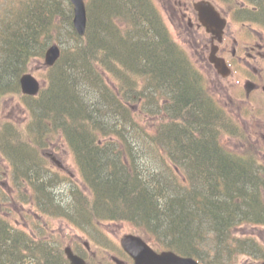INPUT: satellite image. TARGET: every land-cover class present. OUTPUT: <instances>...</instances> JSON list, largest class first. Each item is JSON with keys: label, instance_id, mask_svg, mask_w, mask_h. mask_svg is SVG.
I'll use <instances>...</instances> for the list:
<instances>
[{"label": "bare ground", "instance_id": "1", "mask_svg": "<svg viewBox=\"0 0 264 264\" xmlns=\"http://www.w3.org/2000/svg\"><path fill=\"white\" fill-rule=\"evenodd\" d=\"M71 2L80 6L76 0H70V2L67 0L62 1L63 6L60 8V12L67 18L73 15ZM140 2L144 8L140 7V9H136L139 13H137L133 8L127 15V17H129L136 26H140L141 23L147 21L149 14L143 1ZM105 3V7L100 4L93 9V11L96 12V16L94 21H92L89 30L90 38L93 39L91 42H82L79 40L80 38L77 30H75V37L78 40L64 37L61 41L63 55L59 61V66H57L54 70L56 75L54 79L55 87L51 90V93L44 96L46 100H49L50 96L55 99L59 98L56 100H58V107H60L58 109H61V112L57 110L55 113H49L47 110L50 109L49 106H46V108L43 105L37 107V113L40 118L45 117L53 122L49 123L48 121L43 124L45 126H42L40 129L32 132V134L36 136V141L39 143H41L44 137L48 134L49 131L47 127H50V125H56V123H61L64 113L69 115L67 111L68 107L63 105V107L67 109L63 110V103L76 104L78 107L76 116L79 119H83L82 114H85L87 120L91 121L92 119L97 121L115 119V122L119 120V105L113 102L110 94L103 96L104 93L97 88V85L99 84V72H97V67L99 68L98 65H100L98 59H101L103 52L109 50V53L113 54V56L118 59V61L115 60L111 66H114V68L120 71L127 70L123 61H137L145 55L144 50L138 43L142 38H144V35L141 30L137 31L136 28L131 29L128 34L121 32L118 28L116 20L114 19L118 10V4H116V1L113 2L112 0L109 2L106 1ZM105 12L108 14L107 18ZM111 14L113 18L109 19ZM50 18L51 17H47L46 20L48 21ZM23 20L28 21L29 24L32 25L29 14H26ZM44 23L47 22L44 21ZM110 33H112L114 37H117L118 35L130 34L128 44L124 45L118 39H111V37L108 36ZM96 36L98 37L97 39ZM32 44L33 42L30 40V42L26 43L24 48L26 47L27 50L32 46ZM41 49H34L33 52L37 54L38 52H41ZM170 49L171 48L167 46H159L149 52V58L152 63L149 62L148 64L146 63V65L151 69H155L157 77L160 78L157 80L156 77L153 76L151 92L149 90L147 91L151 94L154 93L153 95L162 96L165 93H172V90L175 87L174 78H172V76L171 78H168L160 71L163 68L164 62L168 63V54ZM9 50L12 51V56L14 57L13 59H17V64L21 62V59L19 58L26 54L25 50H18L16 48L14 50L7 49L6 53ZM27 52L28 55L31 53L29 51ZM17 64L12 65L13 68H2L0 65V82L2 84L5 82L9 83L16 78V75H14V69L17 68V70H19V66ZM108 65L107 66L110 67V62ZM177 89L175 90L177 92L180 91L181 95H186L188 92L184 86L177 87ZM132 93L136 94L134 92ZM101 97H104L108 104L101 105L97 101L95 104H99L100 107L94 110L90 105L92 102ZM68 98L70 101L67 100ZM176 100L178 102V98ZM180 101L182 102V99H180ZM190 101L198 107V102L193 101V99H190ZM178 107L180 109V105ZM187 115L188 116L184 114L178 119L180 122L178 123V126L175 127L177 130L181 129L182 131H189L194 125L202 124L205 126V122H200L198 120V116L194 113H189ZM175 122L177 121L175 120ZM142 124L143 130H145L146 134H148L150 126H148L145 120L142 121ZM66 125L70 126L68 123H66ZM222 126H224V124L215 121L214 119L212 121H208L206 123V127L203 129L201 128V132H198L200 135H202L203 132L205 133L204 135L206 138H202V142L195 143L190 147L179 150L177 154L174 153L175 158L181 161L188 171L192 172V176H187L185 174L183 177L179 176L174 171L175 169L170 167L167 161L154 159V157L150 156L146 150L134 149L132 156L124 160V158L122 159L120 154L118 156L114 150L106 152H102L100 150L98 151L95 147H92L88 143L87 139H84L80 132H72L71 130V138L76 139V137H78L82 144L81 148L83 147V149L86 150L89 149L92 152H99L97 154H88L89 165L86 166L85 172L88 181L91 183V191L94 190L95 195L99 197L98 202L93 206V208L100 213L107 214H112L113 211L119 209L122 210V213L123 210H126V212L128 210L132 213L140 211L144 213L145 211L153 210L156 214L152 217L151 221L157 223L162 221V219L172 218L174 219L175 226L180 225L181 228L185 229V224L182 221L188 220L189 224L193 227L195 226L199 233H202V231L206 232L202 215H200L198 210L200 203H204V198H209L210 200H216L219 198V201L221 202L228 200V202H232L230 203L233 207L232 211L238 212V214H241L239 216L244 219L251 218V214L248 215L245 213L248 212V208L240 205V203L249 204V201H252L255 203L258 211L261 210L259 198L260 193L255 181L256 177L254 172L250 168L246 167L244 159L238 157L237 155L235 156L229 151H224L222 146H220L221 133L224 131ZM174 130L175 129H173V131ZM210 132L211 135H209ZM196 133L197 131H193L184 139V141H190L195 138ZM198 137L199 135H197L196 138ZM146 139L149 140L150 137L147 135ZM129 145L133 147L135 146V142L133 141ZM146 146L148 145L146 144ZM66 147L73 149L69 142L66 144ZM97 157L99 159L101 158L100 162ZM18 162L32 165V159L26 156H22ZM111 162L116 163L115 168L111 166ZM31 172L38 180H47V176H44L43 172L38 170V168H32ZM173 173L181 182V184L177 185L178 189L174 188L172 185L174 182L170 176ZM250 176L252 178H250ZM174 181L176 182L175 178ZM62 182L63 181L55 179V181L52 182L54 184L53 188L56 190L57 186ZM48 187L52 190L51 185ZM147 187L148 189L145 192L144 188ZM164 192L168 196L165 200L167 202L172 201L174 204L177 203L183 195L181 200H183L184 208H178L175 205L170 204L171 206H168L170 209H168L165 208L164 203L162 206H158L155 200L152 201L153 198L157 197V195L155 196V193L162 194ZM206 192L209 193L205 194ZM121 193H123V195H121ZM128 196H132L133 200L129 203L127 202L128 205L126 206L125 202ZM194 196L198 197L196 202L194 200ZM86 198L87 197L79 198L83 205L90 203V201H87ZM56 202H62V206H64L63 199L58 198ZM218 223L221 224L219 220ZM161 229V237L159 240L163 246L171 249L167 237L176 236V231L174 232L172 229H169L168 231L164 228ZM178 239L182 242L185 241L182 237H178ZM15 241L16 238L11 235L9 230H7V226L0 223L1 260H5V256L11 261H24V259L17 254L10 256L7 253L9 249L12 250L17 247L14 244ZM192 246L194 245L191 244V242L185 241L182 247L172 248L171 250L180 252L183 255H193ZM247 247L249 248L250 246ZM60 257L63 256L59 253L56 255L53 251H47L44 254H28L26 255L27 262L24 264H37V261H47V259L51 260L53 264H68V260L65 258L60 259ZM228 259H230V257L222 258L224 261Z\"/></svg>", "mask_w": 264, "mask_h": 264}, {"label": "trees", "instance_id": "2", "mask_svg": "<svg viewBox=\"0 0 264 264\" xmlns=\"http://www.w3.org/2000/svg\"><path fill=\"white\" fill-rule=\"evenodd\" d=\"M106 1H110V0H90L89 1V15H90V22H89V26L91 25L92 21H94L95 19V13L93 11V9L98 6V5H103L105 7L106 5ZM113 2L116 1V4H118V12H116V16L114 17L115 20L120 16L119 11L120 8H123L124 12H130L133 8L136 11V9H140V7L144 8V6H142L140 1H143L147 12L149 13L148 15L153 16V12L154 11V6L151 0H112ZM33 2L30 4L29 7H27V10L25 13H39V9H38V5L37 7L32 6ZM116 6V5H115ZM120 7V8H119ZM145 10V11H146ZM137 13H139L138 11H136ZM49 17H51L53 19V21L55 20V17L52 12H49ZM106 14V18L108 16L107 12H105ZM113 18L112 14L110 16L109 19ZM127 20L130 19L129 17H126ZM149 17H147V22L151 25L150 29H137V31H142L144 38H142L138 43L139 46L142 47V49L145 52V55L137 60V61H130V62H125L123 60V63L126 65L127 70L125 71H119L118 69L116 71H118L120 74L126 73L127 76L123 77L127 82L130 83V86L132 87V89H135L136 93H138L139 96H141L140 98H146V105H147V100H149V104L154 100L156 106H159V101H162V96H156L151 94V88L153 85V76L156 77L157 80H159L160 78L157 77V72L155 69H151L149 68L146 63L148 64L149 62H151V59L149 58V52L154 50L157 47H170V52L168 54V63L164 62L163 65V70L165 69L164 75H166L168 78H174V82H175V87L172 90L173 92L171 93H166V96L170 97L167 99V101H169L170 104H166L165 108L167 110L166 115L162 114L161 111L159 110V115L160 118H157L154 120V127L149 131L148 134H146L145 130H143V124L142 121L145 118V116L142 115L143 111H145L144 109V100L142 102V105L139 108H135L132 107L130 104L128 103H120L117 104L119 105V120L117 122H115V119H109L106 121H97L92 119L91 120H87V118L85 117V114H82V118L83 119H79L76 116V112H78V107L76 104H70V103H63L62 104V108L63 105H65L66 107H68V110L66 108H64L63 110H67L68 114L64 113L63 116V120L61 123H56L55 128L63 131V133L65 134V138L67 139V141L72 145V150L74 152L75 158H76V162L77 164H79L82 174L84 176L86 175V166L89 165L88 163V154H97L99 152H92L89 149H83V147L81 148L82 144L81 141L78 139V137L75 138H71L70 136V131L72 130V132H80L81 135H83L84 139L88 140V143L92 146L95 147L98 151H102V152H106V151H111L114 150L118 156L119 154L122 156L121 158L124 160L127 158H130L134 152V149H140V150H146L148 151V153L150 154L149 149H147V147L149 146L150 142H156L157 146H159V148H161L162 150L159 152V155H164L166 152H169L171 155L172 160L176 163L177 166H179V164L181 163V161H179L178 159L175 158V154L174 153H178L180 148H182L181 141L179 136L183 133H185V136L190 135V133L193 132V130L195 129V125L193 126V128H191L189 131H182L181 129H176L175 127L178 126V123L180 122V120H178L179 118H181L184 114H186V116H188L187 114L189 113H194L195 115L198 116V118H201V114L203 115V117L205 116L206 113V118H205V124L210 121V118H212V116H215V113L213 111L210 110H205L202 106L205 107V97H203V93L201 88L202 85V80L200 78H198L195 73H193V69L191 68L190 62L188 60V58L183 54V52L180 51V49L177 47V45H175L170 37L168 35H164L160 28H155L156 27V23H154ZM43 20V19H42ZM41 20V21H42ZM124 20V19H123ZM23 22V25H21ZM47 23H40V22H32V25L29 24L28 21H16L13 24H10V28L6 29V33H3L2 35V40L1 42V46H0V65L2 66V68L4 67H12V65L17 64L18 61L17 59H13L14 57L12 56V51H8L6 53L7 49H12L14 50L15 48L18 50H25L26 54L19 58L21 59V62L19 64H17L19 66V70H17V68L14 69V75L18 73H21L23 71V68L25 69L27 64H29L28 62L35 56H37L39 54V52L37 54H35V52H33V50L30 49V47L26 50V47L24 48V46L26 45L27 42H30V40H32V42H34L33 40V36L35 37V40L38 41V38L40 36V34H44L46 37L49 36L51 34V28L54 27V23L46 21ZM118 26L121 28H124V30H126L124 33H129V31L131 30V27H127L125 28L124 24L121 25L120 22L118 23ZM91 27V26H90ZM11 30V31H9ZM90 30V28H89ZM89 30L88 33L86 34V36L82 39L80 38L79 40L83 41H88L91 42V40H93L92 38H90L89 35ZM130 35V34H129ZM129 35H118L117 37H114L112 33H110L108 36L111 37V39H118L121 41V43H123L124 45L128 44V39H129ZM107 36V33H106ZM72 38L78 40L75 37V32H73L72 34ZM98 37L96 36V39ZM108 40V39H107ZM35 43V42H34ZM36 49V46H34ZM31 52L28 55V52ZM99 64L100 65H105L106 68H108V64L110 62V67L109 68H114V66H111V64L113 62H115V60L118 61L117 58H115L113 56V54L109 53V50H106L105 52H103V56L101 57V59H98ZM147 61V62H145ZM154 63V62H153ZM158 63V62H156ZM108 65V66H107ZM13 68V67H12ZM108 68V70L110 71V69ZM116 69V68H115ZM54 76H56L54 74ZM148 79V80H147ZM144 81H147V85L144 86ZM16 82V81H15ZM6 82L4 84H2L0 82V96L4 94L5 92V88L2 85H5ZM180 86H184L186 88V90H188V92L186 93V95H181L180 91L177 92L175 89H177V87ZM55 87V85H54ZM53 87V88H54ZM157 87V86H155ZM150 92H147V91ZM178 90V89H177ZM177 93H176V92ZM157 92V90H156ZM51 93V92H50ZM158 94V93H157ZM50 96V95H49ZM178 98V102L180 105V109H179V105L177 102ZM200 98H202L200 100ZM204 98V99H203ZM59 99V98H56ZM55 98H53L52 96H50L49 100H47V104L50 107V109H47L49 111V113H55L57 110H59V112H61V109H58L60 107H58V100H56ZM180 99H182V102L180 101ZM188 101H187V100ZM190 99H193V101L198 102V107H196V105L193 104V102L190 101ZM68 101H70V99H67ZM186 104H185V102ZM153 101V102H154ZM46 108V106H45ZM147 111V110H146ZM117 113V112H116ZM155 114H158L157 112H155ZM153 114V115H155ZM66 117V118H64ZM51 118V117H50ZM45 120L44 123L48 122L49 123H53L50 119H47L45 117H43V120ZM198 119V120H199ZM175 120L177 122H175ZM70 124V126H67L66 123ZM176 123V124H175ZM51 125H50V130H51ZM172 129H175L174 131H172ZM171 131V132H170ZM52 134V133H50ZM63 134V135H64ZM149 136L150 139L147 140L146 136ZM62 136V134H61ZM89 136V137H88ZM113 137V138H112ZM138 137V138H137ZM140 138V139H139ZM83 139V141H84ZM103 142L101 143L100 141ZM27 141V139L25 138L23 140V142ZM109 141V142H106ZM135 142V146H130L129 144L131 142ZM169 141V142H168ZM168 142V146L166 147V144ZM198 142H202V140L197 139V138H193L190 141H188V144L186 145L187 147H190L191 145H194L195 143ZM146 144L148 146H146ZM21 145V144H19ZM25 146V145H23ZM84 146V145H83ZM179 146V147H178ZM22 147V145H21ZM98 158V157H97ZM99 159V158H98ZM101 159V158H100ZM98 160L99 162L101 160ZM90 161V159H89ZM111 166L113 168L116 167V163H112L111 162ZM172 181L174 182L172 185L174 188H177L178 184H181V182L176 178L175 174L173 173L171 176ZM174 178L176 179V182L174 181ZM86 184L90 186V182L88 181L87 177H86ZM44 188L49 189V185L52 184L51 183H44ZM91 187V186H90ZM145 192L147 191V188H144ZM41 191L43 192V189H41ZM93 193V195L97 198L93 199L92 197H87L86 200L90 201L89 204H86L88 206L92 205V207L98 202L99 197L97 195H95V191L92 190L91 191ZM50 191H47V194H49ZM154 193V192H152ZM209 192H206L205 194H207ZM45 193H43L44 195ZM121 195H123V193H121ZM157 197L153 198L152 201L155 200L156 204L159 206H162L163 203L168 204L169 206H171L170 204L175 205L178 208H184L183 205V200H181V198H183V195L181 196V198L178 200L177 203H173L172 201L167 202L165 199L168 198L167 194L164 192L162 194H156ZM51 196H49L50 198ZM48 198V197H47ZM52 198V197H51ZM54 198V197H53ZM53 198L51 199V201L53 200ZM206 198H204V203H200L198 210L202 215L203 221H204V225H208L207 221H210V223H215V219L218 218L222 223H224L226 226L228 224H233L235 223V219L239 218L241 220H243L244 218H242L241 214H238V212H234L233 207L230 203L232 202H228L224 201L221 202L219 201V198H217L216 200H210L208 202H206L205 200ZM133 200L132 196H128L126 199V206L128 205L129 202H131ZM194 200L195 202L198 200V197L194 196ZM128 202V203H127ZM162 202V203H161ZM250 203H240V205L245 206L246 208H248V212H244L248 215H252L253 217H257L260 213L255 205L254 202L249 201ZM125 206V207H126ZM177 208V210H178ZM206 210L210 211L212 217H210L209 215H206ZM122 210H116L113 211L112 215H114L115 217H125L127 214L130 215V213H126V211L123 210V213L121 212ZM261 212V211H260ZM98 215H101V213L99 211L96 210L95 212ZM107 214V213H106ZM156 212L153 210H148L145 211L144 213H142L140 211V213L136 212L135 214H131L128 217H131L133 219H136V217L142 218L147 222H153L152 217L155 216ZM135 217V218H134ZM147 217V218H146ZM168 219V218H166ZM247 219V218H246ZM188 221V220H187ZM163 224L166 222L165 220L162 221ZM187 223V222H185ZM181 227V226H180ZM176 226L174 228H177L176 233H179V235L182 233L181 232V228ZM188 227V224H187ZM184 229V228H182ZM16 252H13V254H15ZM12 254V256H13ZM2 264H4V260H1ZM0 261V264H1ZM11 260L8 259L7 264H11ZM26 256H25V260L24 262H22V264L26 263ZM51 264L52 261L47 259L42 261V264ZM53 264V263H52Z\"/></svg>", "mask_w": 264, "mask_h": 264}, {"label": "rangeland", "instance_id": "3", "mask_svg": "<svg viewBox=\"0 0 264 264\" xmlns=\"http://www.w3.org/2000/svg\"><path fill=\"white\" fill-rule=\"evenodd\" d=\"M44 21L47 20H43ZM66 32V31H64ZM32 41V40H31ZM38 47V44L35 42H33L32 46L30 47L31 50H34L35 47ZM31 69L34 71V73H36L37 76L40 72H44V68L42 66L41 63H34L33 67H31ZM41 78V77H40ZM42 79V78H41ZM219 81H221L220 79H218ZM226 80V79H225ZM227 81V80H226ZM228 82V81H227ZM19 100V97H17ZM11 101H9L8 104V108L6 110L5 107V112H6V117L9 118H13L16 122H18V125L16 126L18 129H22L24 126H26L29 122H27V119L24 117V109L22 108V106L20 105L19 101H14V98H10ZM24 108H27L26 105H23ZM31 121V120H30ZM9 124H12L9 122ZM36 137V136H34ZM66 145V144H65ZM65 145L63 143H59V147L58 148H54V151H50L53 153H56V155L58 156V158L62 161V164L64 165L62 171V175L66 176V177H70L72 178L74 181H78L81 180V175L80 172L78 170V168L76 167V164H74V159L71 156V153H69V148L65 147ZM53 147H47L45 149V151H49L52 150ZM48 164L51 165L54 169L59 168L55 162H53L50 158H48ZM5 163L2 160L1 156H0V171L1 172H5L6 167L4 166ZM66 179V178H65ZM70 186V182L66 179V181H63L61 184H59L55 190V194L59 195V192H61L63 194L68 192V188ZM25 208H30L29 205H25ZM124 207V205H123ZM21 217V216H20ZM23 218V217H21ZM166 221V220H165ZM49 224L52 226V228L57 231V229H59L60 233L63 235L62 237H69V236H75L77 234V232L73 231L72 227L69 224V221H65L63 219L59 220V219H54V220H48ZM174 222V221H172ZM184 224L185 222H187L186 224H188L189 226H191L189 224V222L186 221H182ZM109 227L106 228V231H108L111 235H116L117 237H121L123 234H125L126 232H130V231H134L132 230L133 228L130 226L128 227L126 224H124L123 221H114L112 223H108ZM163 227L169 229H172L175 232V228L173 226V224H171V226L168 228L165 225H163ZM180 227V225H179ZM177 235V234H176ZM234 235H236L237 237L242 236V239H244L245 241H247V243H249V245L254 244L257 250H253L254 252H258L261 251V248H264V225L262 226H254V225H244V226H240V228H237L236 230H234ZM200 236H197L195 238V235L192 237H187V239H185V241L187 242H191V244H193L194 246H192L193 250H197L199 252V255L203 256V258L207 259V258H216L218 257V255H224V250L222 249V246L216 242L212 241V238H208L206 241H204L202 238H199ZM168 240L172 241V239H176L179 240L176 236H169L167 237ZM66 240V239H65ZM255 243H254V241ZM259 246V247H258ZM245 249L248 250V248L244 247ZM250 251V250H249ZM235 254V253H233ZM236 260L232 263V264H257L258 260L255 258L254 256H250L249 252L248 253H244V251L241 250V252L236 253L235 255Z\"/></svg>", "mask_w": 264, "mask_h": 264}, {"label": "flooded vegetation", "instance_id": "4", "mask_svg": "<svg viewBox=\"0 0 264 264\" xmlns=\"http://www.w3.org/2000/svg\"><path fill=\"white\" fill-rule=\"evenodd\" d=\"M240 61V65L247 66L253 68L257 60H253L252 62L248 61V57L243 58L241 55L238 57Z\"/></svg>", "mask_w": 264, "mask_h": 264}, {"label": "water", "instance_id": "5", "mask_svg": "<svg viewBox=\"0 0 264 264\" xmlns=\"http://www.w3.org/2000/svg\"><path fill=\"white\" fill-rule=\"evenodd\" d=\"M84 14V13H83ZM83 31V30H82ZM53 60V57H50V59H49V62H51ZM24 82V81H23ZM35 89H37V86H36V88Z\"/></svg>", "mask_w": 264, "mask_h": 264}]
</instances>
